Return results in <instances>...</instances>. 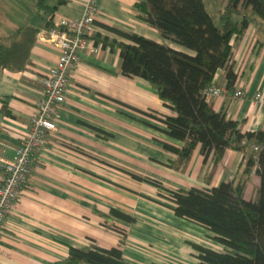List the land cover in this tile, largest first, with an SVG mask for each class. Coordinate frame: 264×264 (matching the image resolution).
I'll return each instance as SVG.
<instances>
[{"label":"crops","instance_id":"crops-1","mask_svg":"<svg viewBox=\"0 0 264 264\" xmlns=\"http://www.w3.org/2000/svg\"><path fill=\"white\" fill-rule=\"evenodd\" d=\"M142 1L96 0L101 13L95 34L131 43L110 27L192 54L139 17L135 5ZM226 2L210 0L209 6L219 14ZM84 9L83 0H66L54 11L52 23L78 18ZM47 18L31 0H0V42H7L18 27L38 29L24 68L0 69V106L4 103L10 114L0 111V160L11 159L28 132L43 95L41 78L58 58L57 48L40 38L48 29ZM230 45L238 75L234 88H225V71L219 69L213 82L225 91L208 101L236 121L241 132L264 129V23L253 20L241 36L231 37ZM238 87L243 90L240 99L233 96ZM257 93L263 95L261 102L254 99ZM174 114L148 81L121 73L117 46L94 43V51H82L57 111L56 130L36 153L28 183L3 226L0 264H70L69 246L119 247L128 264H198L193 244L221 251L203 227L152 201L159 200L155 186L126 173L182 189H209L241 176V152L225 149L219 160L210 153L204 161L199 144L179 168L171 167L177 155L161 143L180 147L182 142L160 129L162 119ZM1 177L0 169V181ZM258 185L252 172L245 200L255 199ZM111 208L134 221L111 216Z\"/></svg>","mask_w":264,"mask_h":264},{"label":"trees","instance_id":"trees-1","mask_svg":"<svg viewBox=\"0 0 264 264\" xmlns=\"http://www.w3.org/2000/svg\"><path fill=\"white\" fill-rule=\"evenodd\" d=\"M31 1L40 13L48 16L45 22L48 28L53 26L56 8L66 2ZM135 6L139 17L161 37L193 53L174 50L110 27L131 43L108 40L96 34L91 39L103 47L117 46L121 73L148 81L175 113L162 119L164 128L160 129L182 142L180 147L161 143L164 149L177 155L170 166L179 168L198 144L204 161L210 153L219 160L225 149H232L242 153L245 164L236 181L221 182L209 189L168 188L154 178L126 173L155 186L161 199H149L168 208L175 216L203 227L209 238L223 247L217 251L193 244L198 264H264V129L241 132L238 123L226 118L223 111L215 110L203 93L219 69L225 71V88H234L238 75L233 70L230 39L233 35L241 36L255 19L264 23V0H227L218 21L207 11L203 0H144ZM37 33L35 27L22 26L13 31L7 42H0V69L22 70ZM0 111L10 115L4 103ZM243 140L257 145L259 150L251 152ZM252 172L258 176L259 185L255 199L245 200L244 189ZM109 214L128 223L134 221L132 216L113 208ZM66 259L70 264H128L119 247L69 246Z\"/></svg>","mask_w":264,"mask_h":264},{"label":"built area","instance_id":"built-area-1","mask_svg":"<svg viewBox=\"0 0 264 264\" xmlns=\"http://www.w3.org/2000/svg\"><path fill=\"white\" fill-rule=\"evenodd\" d=\"M83 1L85 9L80 17L61 19L40 35L42 40L57 48L58 58L41 78L43 95L31 117L28 132L14 150L12 158L0 160V235L14 202L28 183L36 153L47 135L56 130L57 111L65 102L68 80L77 67L79 55L84 50L94 51L91 36L95 34V20L101 12L96 0ZM224 91L223 86L212 82L203 93L207 100H211L220 97ZM233 96L242 98V88H236ZM254 99L261 102L263 95L257 93ZM242 143L245 144L246 141L243 140ZM246 144L251 152L256 153L259 150L253 143Z\"/></svg>","mask_w":264,"mask_h":264},{"label":"rangeland","instance_id":"rangeland-1","mask_svg":"<svg viewBox=\"0 0 264 264\" xmlns=\"http://www.w3.org/2000/svg\"><path fill=\"white\" fill-rule=\"evenodd\" d=\"M204 1V4H205V7H206V9H207V11L212 15V17H213V19L215 20V21H218V17H219V14H218V12H214V10L212 9V8H210V0H203ZM156 195V197L160 200L161 198L159 197V195L158 194H155ZM223 247H221V249H222Z\"/></svg>","mask_w":264,"mask_h":264}]
</instances>
